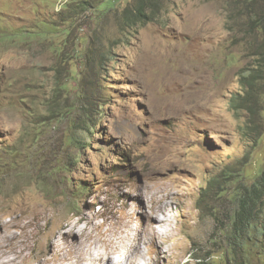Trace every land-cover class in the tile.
Returning <instances> with one entry per match:
<instances>
[{
	"label": "rangeland",
	"instance_id": "1",
	"mask_svg": "<svg viewBox=\"0 0 264 264\" xmlns=\"http://www.w3.org/2000/svg\"><path fill=\"white\" fill-rule=\"evenodd\" d=\"M135 1L0 0V228L50 209L34 258L86 203L126 223L152 177L178 197L160 264H264V0H158L142 25Z\"/></svg>",
	"mask_w": 264,
	"mask_h": 264
},
{
	"label": "bare ground",
	"instance_id": "2",
	"mask_svg": "<svg viewBox=\"0 0 264 264\" xmlns=\"http://www.w3.org/2000/svg\"><path fill=\"white\" fill-rule=\"evenodd\" d=\"M150 178L152 177H147V184L134 197L128 195L131 201L127 200L122 203L121 210L132 207L133 213H136L135 216L124 212L123 216L125 214L129 219L126 223L119 224L114 215L107 216L104 215V212L88 213L90 204L86 203L79 211L77 220L73 223L58 222L50 230V238L47 243L45 242L46 249L33 253L34 258L30 257L36 238L42 234L45 227L50 225L53 213L45 206L43 208L42 204L36 206L30 201L33 206L24 214V222L20 224L18 222L20 220H18L16 221L19 223L17 225L12 224L3 227V229L0 228V264H160L158 262L160 258L166 259L167 255L171 254L165 240V236L170 230V219L168 218L170 207H168L167 200L170 199L173 202L178 197L176 199L169 189L157 187V185L151 186ZM158 192L162 195L155 198L150 207L146 206V196L151 195V200H153ZM119 196L121 197V195ZM135 197L138 199L137 206L139 208L133 205ZM140 201L143 206L139 205ZM100 215H104L102 225L97 221L96 223L92 221L94 216ZM82 221L85 225L78 227ZM133 222L135 225L131 226ZM13 227L17 228L19 232L12 230ZM110 255H113V258ZM146 256L152 259L148 262ZM177 261L168 262V264L175 262L177 264Z\"/></svg>",
	"mask_w": 264,
	"mask_h": 264
},
{
	"label": "trees",
	"instance_id": "3",
	"mask_svg": "<svg viewBox=\"0 0 264 264\" xmlns=\"http://www.w3.org/2000/svg\"><path fill=\"white\" fill-rule=\"evenodd\" d=\"M160 9L161 5L158 0H136L135 5L131 10L132 16L130 22L132 24L140 23L141 25L150 22L159 14ZM245 79L241 81V85L247 89V95L249 93L252 94V75ZM254 197L255 196L242 198L240 206L232 218L231 232L235 239L242 244L248 239L247 235L250 228L253 227L254 221L255 223L257 222L255 215H258V213L256 214V210H254ZM232 251L233 247L231 246V252Z\"/></svg>",
	"mask_w": 264,
	"mask_h": 264
}]
</instances>
